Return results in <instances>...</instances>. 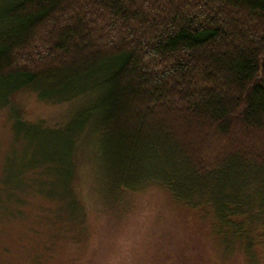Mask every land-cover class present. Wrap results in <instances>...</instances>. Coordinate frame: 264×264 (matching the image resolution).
I'll list each match as a JSON object with an SVG mask.
<instances>
[{"label":"trees","instance_id":"trees-1","mask_svg":"<svg viewBox=\"0 0 264 264\" xmlns=\"http://www.w3.org/2000/svg\"><path fill=\"white\" fill-rule=\"evenodd\" d=\"M0 28L4 97L71 104L67 186L92 137L104 206L161 188L224 260L264 264V0H13Z\"/></svg>","mask_w":264,"mask_h":264},{"label":"rangeland","instance_id":"rangeland-1","mask_svg":"<svg viewBox=\"0 0 264 264\" xmlns=\"http://www.w3.org/2000/svg\"><path fill=\"white\" fill-rule=\"evenodd\" d=\"M12 1L0 0V12ZM69 106L0 90V264H247L242 256L224 260L212 231L161 188L104 206L92 137L82 141L67 186L65 166L48 159L63 151L52 138ZM19 120L46 132L22 129Z\"/></svg>","mask_w":264,"mask_h":264}]
</instances>
